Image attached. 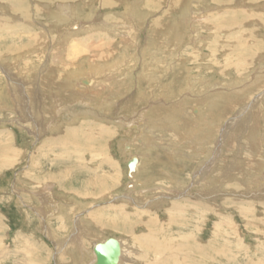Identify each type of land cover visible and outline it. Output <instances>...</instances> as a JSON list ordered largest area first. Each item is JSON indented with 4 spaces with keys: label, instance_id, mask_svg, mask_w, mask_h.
<instances>
[{
    "label": "rangeland",
    "instance_id": "1",
    "mask_svg": "<svg viewBox=\"0 0 264 264\" xmlns=\"http://www.w3.org/2000/svg\"><path fill=\"white\" fill-rule=\"evenodd\" d=\"M65 3L80 17L57 24ZM263 4L0 0V264H90L113 235L156 264L148 234L264 264Z\"/></svg>",
    "mask_w": 264,
    "mask_h": 264
},
{
    "label": "bare ground",
    "instance_id": "2",
    "mask_svg": "<svg viewBox=\"0 0 264 264\" xmlns=\"http://www.w3.org/2000/svg\"><path fill=\"white\" fill-rule=\"evenodd\" d=\"M58 4V3H57ZM63 6H61V5H59L60 7H58L59 8V10H57L56 12H57V14H59V16L57 17V16H53V17H55V19L57 18V24H59V22L60 23H63V22H65V21H67L68 19L70 20V18L71 19H73V18H79L80 16H79V10H77V11H75V10H73L72 9V6H69L68 4H62ZM264 5V4H263ZM130 7V6H129ZM132 7H138L139 8V5H134V4H132ZM130 10H128V11H126L127 13L126 14H128L127 16H129V15H132V13H131V11H136V9L135 8H129ZM255 11V10H254ZM137 12V11H136ZM188 14H189V12H187ZM56 14V15H57ZM187 14V15H188ZM139 15V14H138ZM185 16V15H184ZM82 17V16H81ZM135 17H136V14H135ZM87 18V17H86ZM128 18V17H127ZM68 20V21H69ZM63 21V22H62ZM130 21H132V20H130ZM142 21V20H141ZM26 22H28V21H26ZM264 22V21H263ZM143 23V22H142ZM3 24H4V22H3ZM29 25V24H28ZM264 25V24H263ZM31 26V25H30ZM251 26V25H250ZM78 30V29H77ZM77 30L75 31L74 30V32H72V34L73 33H76L77 32ZM178 32V31H177ZM71 33H68V35H70ZM64 37H66V36H64ZM33 39V38H32ZM36 39V38H35ZM182 39V38H181ZM242 39V38H241ZM38 41V40H37ZM40 41V40H39ZM38 41V42H39ZM37 42V43H38ZM241 43H242V41L239 43L240 45H241ZM62 46V45H61ZM248 47V46H247ZM63 48V47H62ZM242 48H244V47H241L240 46V49H242ZM251 48V47H250ZM53 50V49H52ZM58 50V49H57ZM241 51V50H240ZM250 51V54H252L253 52L251 51V49L249 50L248 48H246V51H241V52H243V54L241 53V55L242 56H245V57H247L248 59L251 57V55L250 54H245V53H247V52H249ZM32 52V51H31ZM62 54H63V52H62ZM69 54V53H68ZM27 56H29V55H27ZM81 57V56H80ZM18 58V57H17ZM252 58H254V60L256 59V57H255V55H254V57H252ZM86 59V58H85ZM248 59H246V58H244V61H247ZM259 60V59H258ZM243 61V62H244ZM261 61V60H260ZM250 62H251V60H250ZM258 62V61H257ZM91 63H93V62H91ZM21 64V62H19V61H17L16 62V65L18 66V65H20ZM105 64V63H104ZM111 63H109V65H110ZM79 65V64H78ZM89 65V64H88ZM106 65H108V64H106ZM106 65H104V66H106ZM112 65V64H111ZM95 66V65H94ZM94 66H90L89 67V69H87L86 71L88 72V71H92V73H94L95 72V68H94ZM99 67V66H98ZM107 67V66H106ZM109 67V66H108ZM93 68V69H92ZM100 68V67H99ZM102 68V67H101ZM264 69V68H263ZM73 70V69H72ZM71 70V71H72ZM75 71V70H74ZM73 71V72H74ZM262 71V70H261ZM261 71H259V72H261ZM64 72H65V76L63 77V80L65 81L64 82V87H69V86H74L73 85V82H74V80H79V82L81 83V84H85V85H83V86H81L84 90H86V89H88V88H90L91 86H90V83L91 82H89L88 80V78L86 77H84V70H80V71H78V73H76V72H74V74L73 73H71V72H69V71H65L64 70ZM98 73H99V71H97ZM104 72V71H103ZM113 72V71H112ZM80 73V74H79ZM83 73V74H82ZM86 73V72H85ZM58 74V73H57ZM100 74V73H99ZM102 74V73H101ZM255 74V73H254ZM262 74V73H261ZM63 75V74H62ZM92 76H93V74H91ZM108 75V74H107ZM107 75H106V77L105 78H107ZM87 76V75H86ZM101 77H103L104 78V76L102 75ZM113 77V76H112ZM45 78V77H44ZM43 78V79H44ZM98 78V77H97ZM263 78V77H262ZM261 78V79H262ZM100 79V78H99ZM108 79V78H107ZM258 79V78H257ZM255 80L256 82H254V80H253V82H252V84H254V85H258L260 82L259 81H262V80ZM260 79V78H259ZM102 80V79H101ZM251 80V79H250ZM77 82V81H76ZM106 82V81H105ZM104 82V83H105ZM98 83L100 84V82L99 81H96V85H98ZM101 83H103V82H101ZM108 83V82H107ZM263 84V83H262ZM103 84H101V86H102ZM104 86V85H103ZM256 89V88H255ZM89 92V91H88ZM87 92V93H88ZM84 93V92H83ZM247 94V93H246ZM86 95V94H85ZM99 95V94H98ZM241 96V95H240ZM239 96V97H240ZM96 98H97V96H96ZM95 98V99H96ZM61 99V98H60ZM239 99H241V98H239ZM234 100H235V97H234ZM92 101V100H91ZM88 101H86V103H87ZM90 102V101H89ZM88 102V103H89ZM224 102H226V101H224ZM228 102H229V100H228ZM228 102H226V103H228ZM233 102V101H232ZM81 103H85V101L84 102H82L81 101ZM215 103V102H214ZM229 103H231V102H229ZM76 104V103H75ZM214 107H216V105H214ZM92 108V107H91ZM212 110V109H211ZM239 113H241V112H239ZM213 115L214 114H212V117H213ZM78 116V115H77ZM79 118V117H78ZM246 118H248V117H246ZM245 118V119H246ZM78 120V119H77ZM250 120V119H249ZM72 121V120H71ZM70 121V122H71ZM74 121H75V119H74ZM247 121V120H246ZM249 122V121H248ZM53 128H55V127H53ZM244 131V130H243ZM252 139V138H251ZM252 143V142H251ZM251 146H253V145H251ZM252 154V153H251ZM253 155V154H252ZM252 158V157H251ZM133 160V159H132ZM131 160V161H132ZM135 160V162H134V166H133V170H134V168H135V165H136V163H137V161H136V159H134ZM253 160H255V159H253ZM255 162H256V160H255ZM262 168V167H261ZM132 170V171H133ZM258 171V170H257ZM129 172V171H128ZM260 175H261V173H260ZM259 176V175H258ZM256 178V177H255ZM253 179V178H252ZM258 179V178H257ZM264 180V179H263ZM249 181V180H248ZM259 182V181H258ZM258 182L256 183V184H258ZM252 184H253V182H252ZM255 184V183H254ZM249 185V184H248ZM260 185V184H259ZM257 186V185H256ZM261 186L264 188V181L263 182H261ZM261 186H258V187H261ZM257 187V189L255 190V191H258L259 190V188ZM262 187L260 188V189H262ZM251 188V187H250ZM103 190V189H102ZM262 192V191H261ZM259 194H261V193H259V192H257V193H254V194H252L253 196L252 197H254V198H256V197H258V199H259ZM262 194H264V193H262ZM236 196V195H235ZM261 196V195H260ZM263 196V195H262ZM264 198V197H263ZM194 203H196L197 204V206H200V207H204V203L203 202H200V201H196V200H194L193 201ZM184 204V203H183ZM189 204V203H188ZM208 204V203H207ZM177 207V206H176ZM184 208V207H183ZM186 208V207H185ZM205 208V207H204ZM191 209V208H190ZM194 209V208H193ZM176 210V209H175ZM202 210V209H201ZM153 211V210H152ZM185 211H186V209H185ZM177 212V211H176ZM182 212V211H181ZM207 212V211H206ZM214 212V211H213ZM177 213H179V212H177ZM192 213V212H191ZM170 215H172L173 216V214L171 213ZM174 215H175V213H174ZM178 215H180V214H178ZM176 216V217H179V216ZM200 215V214H199ZM198 215V216H199ZM167 216V215H166ZM191 216V215H190ZM201 216V215H200ZM216 216V215H215ZM197 218V217H196ZM182 219L184 220V218H182V216H180L179 217V219H177V223H176V226L178 227V229H179V227H182V229H184L185 228V226H186V223H184L183 221H182ZM59 220V219H58ZM191 220H193V219H191ZM194 220H195V218H194ZM169 221V220H168ZM148 222V221H147ZM193 222V221H192ZM191 222V223H192ZM159 223V222H158ZM161 223V222H160ZM191 223L189 222V225H191ZM196 223V222H195ZM148 224V223H147ZM197 224V223H196ZM173 225V224H172ZM184 225V226H183ZM175 226V228L177 229V227ZM192 226V225H191ZM158 227V226H157ZM194 227V226H193ZM168 228V227H167ZM187 228V227H186ZM150 229V228H149ZM161 229V228H160ZM151 230V229H150ZM145 231V230H144ZM179 231L180 230H178V233H179ZM191 231H192V229H191ZM197 231H198V229H197ZM130 232V231H129ZM158 232V231H157ZM200 232H201V230H200ZM155 233V232H154ZM160 233V230H159V232H158V234ZM170 233V232H169ZM168 233V234H169ZM173 233H174V231H173ZM192 233V232H191ZM203 233V232H202ZM213 234V233H212ZM135 235V234H134ZM146 235V234H145ZM172 235V234H171ZM204 235V234H203ZM214 235V234H213ZM114 236V235H113ZM113 236H111V237H106V238H104V240H102V241H99L98 243H95V244H93V246L91 247V249H90V255H92V256H90V261L92 260V258H93V260H94V258H95V256H94V253H93V248L97 245V244H104V243H106L108 240H113V241H115V242H117L118 243V245H119V254H118V262H117V264H129L130 262H131V260L132 259H130L131 258V256H130V253L129 252H127L126 253V251H125V244H124V246H123V244H121V243H123V242H121L122 240L121 239H116L115 237H113ZM131 236V235H130ZM160 236V235H159ZM174 236H177V235H173V237ZM153 237V236H152ZM169 237H170V235H169ZM172 237V236H171ZM131 238H133V237H131ZM144 238V243H141L142 244V254L143 255H141V256H137V259H138V262L141 260H146V259H148V258H155V259H157L158 261H157V263L156 264H200V262H204V264L206 263L205 262V260H204V258H205V255H204V253H203V245H201L200 243H198V242H194L193 244L192 243H190V241L188 242V243H190V244H185V246H187V248L184 250V247L185 246H183L182 248H183V250L180 248V246H178V245H175L174 247H172V241H170V239H162V238H160L159 240H157V241H153V239L151 238V235H147V236H144L143 237ZM191 237L190 236H187V234H186V236H182V237H180L179 238V240H182V241H185L184 239H186V240H189ZM155 239H157V237L155 238ZM176 239V238H175ZM192 239V238H191ZM121 240V241H120ZM193 240V239H192ZM225 241V240H224ZM185 243V242H184ZM183 243V244H184ZM224 243V242H223ZM68 244V243H67ZM229 244V243H228ZM134 245H136L135 243H134ZM206 245H208V244H206ZM209 246V245H208ZM211 246V245H210ZM141 247V246H140ZM227 247V246H226ZM75 248V247H74ZM73 248V249H74ZM212 248V247H211ZM145 249V250H144ZM230 249V248H229ZM237 249V248H236ZM235 249V250H236ZM191 251V252H190ZM243 251V250H242ZM72 252V251H71ZM220 252V251H219ZM218 252V253H219ZM222 253V252H221ZM208 254V253H207ZM206 254V255H207ZM136 256V255H135ZM153 256V257H152ZM237 257V256H236ZM235 258V257H234ZM93 260L90 262V264H92L93 263ZM143 262V261H142ZM89 263V262H88ZM144 263H146L147 264V262H144ZM149 263V262H148ZM140 264V263H139ZM229 264V263H228Z\"/></svg>",
    "mask_w": 264,
    "mask_h": 264
},
{
    "label": "water",
    "instance_id": "3",
    "mask_svg": "<svg viewBox=\"0 0 264 264\" xmlns=\"http://www.w3.org/2000/svg\"><path fill=\"white\" fill-rule=\"evenodd\" d=\"M135 160L129 161L127 167L129 171L133 170ZM119 245L113 240H108L104 244H97L93 248L94 260L92 264H117Z\"/></svg>",
    "mask_w": 264,
    "mask_h": 264
}]
</instances>
